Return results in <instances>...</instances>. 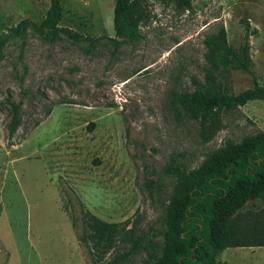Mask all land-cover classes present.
<instances>
[{"label": "rangeland", "instance_id": "rangeland-1", "mask_svg": "<svg viewBox=\"0 0 264 264\" xmlns=\"http://www.w3.org/2000/svg\"><path fill=\"white\" fill-rule=\"evenodd\" d=\"M61 2L60 25L97 38L92 45L34 31L49 0H0V34L28 22L0 51V264H103L76 237L81 204L107 221L157 226L174 183L162 170L171 153L194 166L227 138L264 130L263 99L222 110L209 131L174 112L168 94L204 79V39L221 25L230 44L242 43L241 18L258 29L250 54L264 84V0H141L140 37L119 43L109 38L115 0ZM216 77L233 92L253 85L238 68ZM10 100L21 103L11 136ZM260 207L242 210L252 216L242 239L264 241ZM125 264H143V254ZM215 264H264V246L223 248Z\"/></svg>", "mask_w": 264, "mask_h": 264}, {"label": "trees", "instance_id": "trees-1", "mask_svg": "<svg viewBox=\"0 0 264 264\" xmlns=\"http://www.w3.org/2000/svg\"><path fill=\"white\" fill-rule=\"evenodd\" d=\"M167 1L182 8L190 5V0ZM140 2L115 0V35L109 36L115 43L140 37V24L147 20ZM62 14L61 0H49L41 21L30 23L34 31L48 41L66 37L73 42L94 43L97 38L60 25ZM241 22L244 34L238 47L228 42L225 27L221 25L204 39L207 60L204 79L192 76V88L168 91L169 105L174 112L198 120L209 131L218 126L222 110L252 99L264 100V84L255 76L250 54L249 36L258 29L252 27L247 18H241ZM27 24V20H21L1 33L0 51L6 40L24 33ZM230 68L252 74L253 85L238 92L230 91L226 82L216 77ZM9 102L12 113L8 133L11 136L20 124L21 103ZM162 170L174 178V183L157 226L138 229L136 219L129 218L107 221L83 209L81 204V215L73 216L72 224L92 262L125 264L135 255L143 254V264H215L223 248L264 246V241L242 239L244 230L250 228L252 216L241 213L248 203H260V209L264 210V130L245 134L239 140L227 138L194 166H189L179 153H171Z\"/></svg>", "mask_w": 264, "mask_h": 264}, {"label": "crops", "instance_id": "crops-1", "mask_svg": "<svg viewBox=\"0 0 264 264\" xmlns=\"http://www.w3.org/2000/svg\"><path fill=\"white\" fill-rule=\"evenodd\" d=\"M251 246H254V245H251ZM260 246V245H259Z\"/></svg>", "mask_w": 264, "mask_h": 264}]
</instances>
